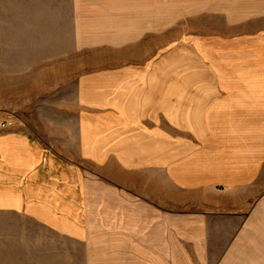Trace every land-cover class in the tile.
Instances as JSON below:
<instances>
[{"label":"crops","instance_id":"0c3cea01","mask_svg":"<svg viewBox=\"0 0 264 264\" xmlns=\"http://www.w3.org/2000/svg\"><path fill=\"white\" fill-rule=\"evenodd\" d=\"M19 1L4 9L11 34L6 55L21 60L8 79L17 77L15 70L21 80L46 83L34 89L22 84L21 102L0 108V224L26 225L46 246L0 251V264H174L173 185L194 182L174 172L173 128L183 132L220 121L230 111L221 106L233 107L235 99L210 97L206 89L174 90L172 79L158 86L157 44L147 39L158 30L157 14L133 16L136 0H123L130 11L123 18L78 8L76 0H68L69 7L38 0L36 10ZM30 15H36V46L46 60L29 54V43L13 46V33L25 30L15 17ZM247 40L244 182L236 183L234 171L226 178L202 168L197 177L198 188L232 198L212 200L214 209L248 207L244 216H206L213 239L228 240V252L264 251V0H248ZM102 47L121 56L94 61L92 55L84 59L88 67L77 68L76 61L62 72L56 66L57 58ZM157 175L164 184H157ZM197 230L198 240L205 239L199 223Z\"/></svg>","mask_w":264,"mask_h":264},{"label":"rangeland","instance_id":"374dc122","mask_svg":"<svg viewBox=\"0 0 264 264\" xmlns=\"http://www.w3.org/2000/svg\"><path fill=\"white\" fill-rule=\"evenodd\" d=\"M26 2L30 9L36 10L39 1ZM48 2L50 3L48 0L45 1L46 4ZM76 2L78 8L87 11L98 8L99 10L96 11L99 13L108 12L109 15L110 12L114 15L118 13L122 18L126 15L125 12H130L123 0H76ZM105 2H109L110 5L108 3L105 5ZM133 2L134 4L130 5L133 16L139 17L137 16L139 12L148 15L154 10L157 14L158 30L155 35L147 39L156 40L157 44L155 56L158 64L155 71L158 86L164 82V79L167 82L172 79L174 90L181 86L190 90L206 89V94L210 97H213L212 94H221L222 99L228 97L235 99L233 107L221 106L229 108L230 111L222 113L223 117L220 121L208 120L204 128H188L183 132L179 128H173L174 172L186 173L185 177L194 182V186L186 188L175 183L173 185L174 264H264V251H224L228 240L213 239L215 233L208 229L212 224L206 217L208 214L212 219L214 215H222L223 212L239 213L244 216L248 207L241 210L234 207L216 210L212 206V200L229 203L232 198L213 194L212 190L197 186L200 182L197 177L202 168L211 176L216 173L217 176L226 178H230L229 172L234 171L235 175L240 177L236 183L244 182L249 148L248 0H146V5H139L141 1L138 0ZM57 3L61 7H69L68 0H55L56 6ZM99 4L101 5L97 6ZM10 6H21V2L0 0V108L7 103L16 104L19 102L17 100L21 102L22 84L26 89V84L30 82L34 89L38 83L41 85L37 88H44L46 83L45 80L37 79L21 80L15 70L13 76L17 77L8 79L10 67L19 68L21 65L19 63L21 60L11 59L6 55V47L10 49V42L5 40H11V34L5 28L4 22L8 16L5 15L4 9ZM15 18L18 19L19 27L21 23L25 25L24 31L18 30L13 33L12 41L15 49L20 48L15 42L24 45L29 43V54L46 60V54L36 46L38 38L35 30L36 15ZM161 26L164 27L160 29ZM67 36L63 35L62 39ZM69 42L72 44L71 41ZM91 56L96 61V57L100 56L121 55L110 47L81 49L77 55L67 54L66 58H57L56 66L61 72L66 68L72 70L76 61L77 68L88 67L84 59ZM93 66L109 65L93 64ZM157 176V184H164L159 178L160 175ZM216 187L224 188L223 185ZM240 199L245 198L242 196ZM198 223L205 231L203 240H198ZM25 226L18 223L0 224V251L6 249L13 251L12 249L17 247L21 248V251L22 249L27 251L46 246L44 241L35 239L38 233L25 231L23 229ZM224 235L222 232L221 236Z\"/></svg>","mask_w":264,"mask_h":264}]
</instances>
